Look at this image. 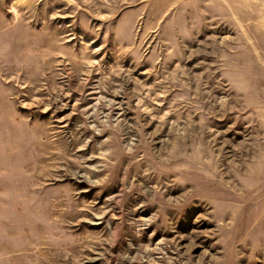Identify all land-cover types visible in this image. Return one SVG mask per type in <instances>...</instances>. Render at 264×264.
<instances>
[{
	"label": "rangeland",
	"instance_id": "rangeland-1",
	"mask_svg": "<svg viewBox=\"0 0 264 264\" xmlns=\"http://www.w3.org/2000/svg\"><path fill=\"white\" fill-rule=\"evenodd\" d=\"M0 264H264V0H0Z\"/></svg>",
	"mask_w": 264,
	"mask_h": 264
},
{
	"label": "crops",
	"instance_id": "crops-1",
	"mask_svg": "<svg viewBox=\"0 0 264 264\" xmlns=\"http://www.w3.org/2000/svg\"><path fill=\"white\" fill-rule=\"evenodd\" d=\"M1 41V40H0Z\"/></svg>",
	"mask_w": 264,
	"mask_h": 264
}]
</instances>
